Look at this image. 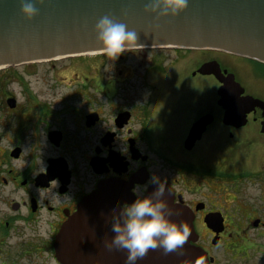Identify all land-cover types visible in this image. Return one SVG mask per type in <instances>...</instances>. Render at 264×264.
Instances as JSON below:
<instances>
[{
  "label": "flooded vegetation",
  "instance_id": "flooded-vegetation-1",
  "mask_svg": "<svg viewBox=\"0 0 264 264\" xmlns=\"http://www.w3.org/2000/svg\"><path fill=\"white\" fill-rule=\"evenodd\" d=\"M135 51L142 57L153 52L145 75L152 73L159 77L152 81L148 76L139 77V92H132L131 76L121 84L120 78L109 77L114 70L108 68L107 77H73L72 91L58 93L54 98L43 97L49 96L48 93L26 92L22 100L11 97L0 101L3 107L0 108V264H69L66 259L95 258V231L94 236L84 237L88 244L81 246L77 254L70 252L67 245H59L60 233L71 228V220L101 183L109 180L124 183L127 191L118 200L122 205L135 199L133 187L143 186L152 174L167 182L175 192V202L192 211L194 225L201 222L206 227L204 217L220 212L224 230L218 235L217 244L223 239L226 230L223 213L208 208L207 202L186 199L177 189L181 173L197 170L204 175L202 167H195L200 158L194 152L199 144L212 139V135L222 133L232 139L244 128L260 132L263 110L257 107L247 114L246 124L241 127L228 125L224 123L225 110L217 105V95L215 104L208 101L209 108L197 113L190 93H183L184 103H181L178 83L180 77L184 80L198 75L196 70L212 61L235 79L236 65L232 64V58L234 62L252 61L251 70L255 72L264 70L261 69L264 63L215 49L140 47ZM182 52L187 57L191 55L192 61L196 53L207 54V59L189 75L179 72L175 76L173 67L164 62L175 63L176 56ZM84 55L92 57L86 63L92 72L105 65L107 56L103 52ZM95 55H99L98 60ZM123 56L124 53L119 57ZM70 58L74 56L6 66L0 68L4 69L0 80L24 84L20 69L35 74L28 71L40 66L54 69L58 60ZM121 90L127 92L122 94ZM204 117L209 120L205 131L187 149L185 144L191 129ZM180 154L185 159L181 160ZM206 230L210 235L209 245L218 246L211 244L215 233L207 227ZM200 241L199 236L198 246Z\"/></svg>",
  "mask_w": 264,
  "mask_h": 264
},
{
  "label": "water",
  "instance_id": "water-1",
  "mask_svg": "<svg viewBox=\"0 0 264 264\" xmlns=\"http://www.w3.org/2000/svg\"><path fill=\"white\" fill-rule=\"evenodd\" d=\"M153 3L154 0H46L44 5H37L39 14L28 20L20 12V0H0V68L102 52L94 26L104 15L137 32L141 47L215 49L264 62V0H188L187 6L176 14L171 13L168 0H160L156 11H146ZM197 72L212 75L219 82L217 103L225 110V124L245 125L247 114L257 107L263 110L264 117V101L244 95V88L234 75L222 71L216 61L201 65ZM206 118L191 129L187 149L201 138L209 123ZM261 131L264 133V121ZM169 189L173 218L187 222L192 234L180 253L165 255L162 250H151L139 264H181L185 257H204L205 264H210L213 258L191 243L197 239L193 214L188 207L175 202V193ZM152 190L150 185L148 192ZM126 191L124 183L109 180L101 183L98 191L84 202L71 220V228L63 229L58 242L77 254L81 246L88 244L84 237L94 236L95 231V258L66 259L69 264H125V253L108 251L105 240L113 235L108 217ZM204 223L216 235L224 229L220 213L207 214ZM258 224L256 220L254 227ZM217 242L215 237L212 244Z\"/></svg>",
  "mask_w": 264,
  "mask_h": 264
},
{
  "label": "rangeland",
  "instance_id": "rangeland-1",
  "mask_svg": "<svg viewBox=\"0 0 264 264\" xmlns=\"http://www.w3.org/2000/svg\"><path fill=\"white\" fill-rule=\"evenodd\" d=\"M152 54L153 52H148L142 57L136 52L129 54L124 52L125 57H118L115 60L107 57L105 65L93 72L86 64L89 60L92 61L90 55L58 60L54 69L39 65L40 67L28 71L35 74L26 73V70L20 69L24 84L16 83L11 79L0 80V101L11 97L22 100L26 98L27 95L24 94L26 92L48 93L49 96L43 97L54 98L56 97L54 95L58 93L72 91L73 77H107L108 68L111 72L114 70L109 77L120 78L118 81L121 84L131 76L130 81L134 86L132 92H139V77L148 76L149 81L159 80V77L152 73L145 75V67L151 61ZM206 55L196 53L195 61H192L191 55L187 57V53L182 52L176 56L178 59L175 63L166 60L164 64L173 67L174 73L176 71L175 76L179 72L189 75L191 71L196 70L203 59H207ZM97 57L95 55V60ZM231 61L234 62V59L232 58ZM249 61L232 62L236 65V81L244 87L247 94L264 99V75H262L264 70H260L262 73L251 70L254 63ZM131 69L134 70L133 73ZM3 71L4 69L0 70V76ZM119 71H121L120 74ZM60 78L63 79L59 80ZM178 86L181 103H184L183 93H190L197 113L209 108L208 101L214 102L213 104L216 102L218 84L212 76L198 74L184 80L180 77ZM126 92L120 91L122 94ZM19 93L23 95L19 96ZM0 108H3L2 105ZM235 134L231 139L228 135L217 133V136L212 135V139L199 144L194 152L200 158L195 162V167L197 169L202 167L204 175L197 170L181 173L177 189L186 199L196 198L207 202L208 208L220 210L226 218L223 239L219 245L216 244L218 246L213 245L216 247L209 245L210 235L206 227L202 226L201 222L195 224V230L201 237L199 243L214 257V264H264V135L259 130L251 128H244ZM179 157L181 160L185 159L182 154ZM212 169L214 171L211 173ZM256 218L261 223L260 226L254 227Z\"/></svg>",
  "mask_w": 264,
  "mask_h": 264
},
{
  "label": "clouds",
  "instance_id": "clouds-1",
  "mask_svg": "<svg viewBox=\"0 0 264 264\" xmlns=\"http://www.w3.org/2000/svg\"><path fill=\"white\" fill-rule=\"evenodd\" d=\"M46 0H20V12L28 20L39 14L37 5H44ZM160 0H154L151 8L156 11ZM172 14L185 8L188 0H168ZM168 9L166 8L165 11ZM96 42L101 51L111 60L122 53L136 52L141 47L137 43L138 34L128 26L115 20L110 15L102 16L95 24ZM149 185L153 190L149 193ZM135 199L124 204L114 205L108 217L113 235L105 240L108 251L125 253V264H139L151 250H162L165 255L180 253L192 234L189 224L173 218L168 195L171 190L167 182L159 175L152 174L143 186L132 189ZM181 264H205L204 257L191 260L185 257Z\"/></svg>",
  "mask_w": 264,
  "mask_h": 264
}]
</instances>
